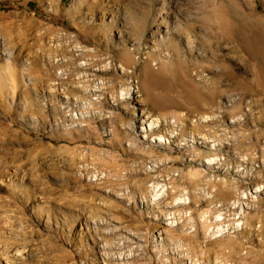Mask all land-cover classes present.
<instances>
[{"label":"rangeland","instance_id":"374dc122","mask_svg":"<svg viewBox=\"0 0 264 264\" xmlns=\"http://www.w3.org/2000/svg\"><path fill=\"white\" fill-rule=\"evenodd\" d=\"M194 262L264 264V0H0V264Z\"/></svg>","mask_w":264,"mask_h":264},{"label":"bare ground","instance_id":"6f19581e","mask_svg":"<svg viewBox=\"0 0 264 264\" xmlns=\"http://www.w3.org/2000/svg\"><path fill=\"white\" fill-rule=\"evenodd\" d=\"M79 45V43H77V46ZM82 47H83V45H81ZM87 47V46H86ZM87 50V49H86ZM147 62V61H146ZM135 62H134V59L132 58V56L131 55H127V56H124V58H123V63H122V65H123V67L124 68H126V67H128V66H132L133 64H134ZM156 78H157V76H156V74L154 73V71L151 69V66H150V63L149 62H147L146 64H145V66H144V68L142 69V72H141V81H142V85H143V87H144V90H146V91H148L150 88H152L153 87V85H155V82H156ZM124 91V89L122 90V92ZM127 93V92H126ZM130 93V92H129ZM124 94V93H123ZM199 117H200V121L202 122L204 119L203 118H205L206 116H210V117H212V115H210V114H202V115H198ZM179 119H182V116H179L178 117ZM158 121V118H156V120H150V125H149V129L151 130V129H153L154 128V126H156V122ZM149 130L147 129V132H148ZM202 133H200V135H201ZM203 136L205 137V138H207L208 137V139H213V142H216V140H215V137L213 136V135H209V134H203ZM160 139L159 140H163V136H160L159 137ZM208 162H210V163H212V162H217V160H219V158H218V156L217 155H215L214 157H211V156H208ZM163 187H165V186H160V184H157L156 186L154 185L153 186V188H154V190L155 189H158V188H160V189H158V190H156V192H160L161 191V189L163 188ZM244 193V192H243ZM244 196H246V194L244 193L243 194ZM156 196H157V194H156ZM235 204H237L236 202L234 203V206H235ZM237 206V205H236ZM233 209H236V207H232ZM206 215V214H205ZM235 215V217L236 216H238L239 215V213H235L234 214ZM202 217H203V215H202ZM239 219V218H238ZM219 221H221V223L220 224H217V225H215L214 226V230H213V233H212V236H218V235H220V234H222L223 232H225L226 231V227H225V223L224 222H222L223 221V218H222V213H218V215L216 216V222H219ZM236 221H238V220H235L234 222H233V226H236V227H238V226H241L242 224H241V222H240V220H239V222H236ZM215 229H217V231H215ZM195 264H197V262H194ZM222 264H224V263H222ZM227 264V263H226Z\"/></svg>","mask_w":264,"mask_h":264}]
</instances>
